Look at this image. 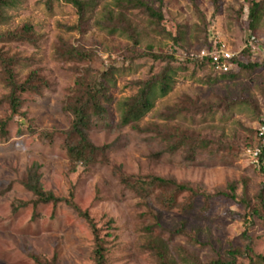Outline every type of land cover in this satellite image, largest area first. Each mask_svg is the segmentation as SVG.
I'll use <instances>...</instances> for the list:
<instances>
[{
    "label": "rangeland",
    "instance_id": "rangeland-1",
    "mask_svg": "<svg viewBox=\"0 0 264 264\" xmlns=\"http://www.w3.org/2000/svg\"><path fill=\"white\" fill-rule=\"evenodd\" d=\"M81 1L90 3L82 16L64 0H13L1 11L0 34L28 25L33 42H0V55L17 59L12 70L18 82L36 72L46 86L39 94L21 95L20 112L25 117L21 125V116L8 119L7 105L0 104V122L9 120L6 135L0 132V264H44L54 258L56 264H93V237L77 210L65 202L33 206L35 198L21 184L33 163L41 167L45 192L68 199L72 191L76 209L88 212L101 236L108 234L106 264H159L157 247L169 264H191V258L200 264L226 260L228 250L244 248L243 233L253 241L255 254L264 257V223L246 220L239 200L218 197L205 203L198 197L191 211H164L158 192L140 199L118 178L119 173L171 178L208 194L234 184L239 198L244 194L252 206L256 204L255 195L264 190V173L251 162L249 151L264 116V67L219 76L209 66L189 60L225 46L242 63L252 64L243 51L264 47V0H259V18L253 26L248 0H219L216 14L211 0H197L204 22L189 0H163L158 26L138 11L127 12L137 44L99 26L112 0ZM143 1L158 8L152 0ZM63 44L86 52L89 59L60 58L57 51ZM148 54L174 55L178 60L171 63L175 75L169 92L156 97L152 109L137 122L146 129L139 133L120 126L119 103L136 93L133 82L164 66ZM1 73L0 67V100L8 93ZM85 73L107 87L106 113L92 119L88 131L90 141L105 147V152L71 174L63 136L71 117L63 106L75 80ZM175 130L203 138L211 152L198 151L193 162L185 148L155 158L167 145L159 132ZM43 132L49 138H43ZM187 199L179 197L181 202ZM182 226L185 235H172ZM235 264L249 263L238 258Z\"/></svg>",
    "mask_w": 264,
    "mask_h": 264
},
{
    "label": "trees",
    "instance_id": "trees-1",
    "mask_svg": "<svg viewBox=\"0 0 264 264\" xmlns=\"http://www.w3.org/2000/svg\"><path fill=\"white\" fill-rule=\"evenodd\" d=\"M13 0H0V21L3 19L2 9L12 5ZM66 3L71 4L76 8L79 16H82L84 8L87 3L81 0H64ZM158 4V8L155 9L149 3L143 0H112L111 8H104L103 20L99 22V26L106 28L109 33L113 34L118 32L119 34L126 35L134 44H137V34L130 26L125 18V13L131 11H138L150 23L158 26L162 20L161 6L163 0H152ZM194 6L196 13L202 22L205 21V16L197 7V0H189ZM214 7V14L218 12L219 0H211ZM250 3L248 20L253 26L259 18V10L261 1L248 0ZM31 27L28 25L23 26L20 30L0 34V42H33L31 33ZM216 47V46H215ZM214 48V47H213ZM211 48V50L213 49ZM264 51V47H258ZM251 57L253 61L257 60L256 55L252 52L251 48H246L244 51ZM57 55L67 61L84 62L89 59V54L81 51L72 46L63 44L57 51ZM144 57V56H140ZM153 61L161 62L164 64L160 72L149 74L148 78L141 81L133 82L136 88V93L128 98L123 99L119 103L120 108V121L121 127L130 126L134 131L142 133L146 129H141L137 125L140 118L148 113L152 107L156 97H164L170 90L173 83V76L175 75L174 69L171 67V63L177 61V57L174 55H153L148 54ZM255 59V60H254ZM252 64H244L235 56L231 61L233 70L227 74H221L219 76H230L232 73L239 69H252L256 67H264V64L258 61ZM199 66H209L210 61L208 59L189 60ZM18 64L15 58H4L0 55V67L2 69L1 79L8 89V93L0 100V104L7 105L10 111V119L14 116H21L19 124H23L24 115L20 112L22 106L21 95L31 93L39 94L40 89L46 86V82L38 76L36 72L30 73L23 82H18L16 76L12 70V67ZM211 68V67H210ZM212 70V69H211ZM213 71V70H212ZM214 72V71H213ZM215 75H218L214 72ZM106 75V74H105ZM107 87L104 81L98 79V77L88 78L87 73L78 77L75 80L74 88L72 89V95L68 98L67 102L63 106V110L71 117L69 129L63 132L64 136V151L68 163V172L74 174L79 168L87 167L93 164L96 157L105 152V147L95 146L88 137V131L93 122L92 119H102L106 113L103 103L108 99ZM180 111H177V113ZM23 115V116H22ZM0 122V132L6 135L5 128L7 127L9 120ZM163 132V131H162ZM159 132L163 140L167 142L166 148L154 155L155 158H159L164 154H175L180 149L185 148L188 154V161L193 162L198 151L211 152L209 143L201 137H195L189 135L184 131L175 130L174 132ZM43 138H49L47 133H41ZM254 144L250 149L260 148L261 152L258 156V166H255L264 173V147L261 146L260 139L257 137V128L254 134ZM213 154V153H211ZM40 165L33 163L27 170L25 178L21 181L23 188L30 193L35 201L32 202L33 206L39 204L46 205L51 204L56 206L59 203L65 202L68 206L77 210L78 215L89 226L93 237V251H92V263L93 264H106V252L107 242L106 237L100 235L101 231L97 228L92 218L89 217L87 211H80L76 209L72 199L73 192L69 193L68 199L56 198L51 192H45L42 188L40 179ZM120 184L134 193L140 199H147L154 193L158 192L157 202L164 211L179 210L181 212H188L193 209V202L201 197L205 203H208L210 199L223 197L232 201H238L245 206L247 211L244 215L246 220L258 219L264 223V190H260L255 195L256 204L251 205L250 200L244 197V194L239 198L235 193L234 184L227 185L226 191H217L214 194H208L200 191L199 188H193L189 183H180L175 179L162 178L157 176H127L123 173L118 174ZM185 195L188 199L184 202L179 201V197ZM23 206L26 203L22 204ZM156 218V217H155ZM155 223V227H159L158 218ZM113 221L110 220L111 224ZM172 235H185L184 227L172 232ZM242 239L245 240V246L243 249L234 248L227 251V259H216L208 264H235L238 258H244L249 264H264V257L255 254L253 250V241L247 234H242ZM156 254L159 259V264H169L164 256L163 250L157 247ZM54 258L50 263L44 264H56ZM191 264H200L196 259H190ZM37 264H41L37 261Z\"/></svg>",
    "mask_w": 264,
    "mask_h": 264
},
{
    "label": "built area",
    "instance_id": "built-area-1",
    "mask_svg": "<svg viewBox=\"0 0 264 264\" xmlns=\"http://www.w3.org/2000/svg\"><path fill=\"white\" fill-rule=\"evenodd\" d=\"M252 52L256 55L258 62L264 64V51L258 47H251ZM236 54L230 51L225 46L214 47L210 51H203L198 55V59H208L210 61L211 69L218 75L227 74L233 70L231 61L235 58ZM257 137L260 139L261 146L264 147V116L261 118L257 126ZM260 148H255L249 151L251 162L258 166V156L260 155Z\"/></svg>",
    "mask_w": 264,
    "mask_h": 264
}]
</instances>
